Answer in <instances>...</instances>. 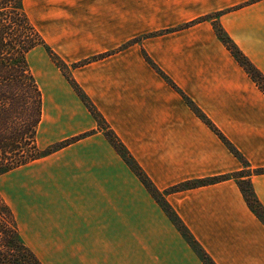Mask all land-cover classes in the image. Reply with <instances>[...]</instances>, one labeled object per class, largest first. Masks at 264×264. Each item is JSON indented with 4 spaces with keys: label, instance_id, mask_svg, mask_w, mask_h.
<instances>
[{
    "label": "crops",
    "instance_id": "1",
    "mask_svg": "<svg viewBox=\"0 0 264 264\" xmlns=\"http://www.w3.org/2000/svg\"><path fill=\"white\" fill-rule=\"evenodd\" d=\"M37 9L32 24L158 191L230 177L165 197L214 263L264 264V224L231 178L246 166L144 58L236 148L264 208V173H255L264 170V93L213 26L264 76V0H40ZM43 66L40 83L32 70L43 98L38 146L90 133L15 171L40 194L57 188L47 199L59 206L38 227L53 237L49 251L69 253L63 264H203L50 57Z\"/></svg>",
    "mask_w": 264,
    "mask_h": 264
},
{
    "label": "trees",
    "instance_id": "2",
    "mask_svg": "<svg viewBox=\"0 0 264 264\" xmlns=\"http://www.w3.org/2000/svg\"><path fill=\"white\" fill-rule=\"evenodd\" d=\"M23 2L24 0H0V178L52 155L90 135L88 133L58 143L46 152L38 149L37 135L43 114V98L30 67L28 57L36 48L43 47L52 62L62 71L86 109L93 116L99 130L103 131L106 139L162 208L190 248L203 264H215L167 203L165 197L168 194L212 185L227 180L230 177L189 181L172 187L163 193L158 191L119 138L110 129L94 104L73 80L68 66L47 46L26 14ZM212 19V16H208L187 26L189 27ZM213 26L218 38L264 93V76L234 45L218 21H214ZM100 58L102 56L96 57L92 61ZM144 58L170 86L182 95L188 106L222 140L230 152L236 158L243 161L246 171L233 175L231 178L237 181L250 210L264 224V208L256 198L250 180L252 172L240 153L145 53ZM89 62L91 60L82 64H76L72 68H77ZM255 173L263 174L264 170L255 171ZM0 264H42L33 251L23 243L15 214L1 195Z\"/></svg>",
    "mask_w": 264,
    "mask_h": 264
},
{
    "label": "rangeland",
    "instance_id": "3",
    "mask_svg": "<svg viewBox=\"0 0 264 264\" xmlns=\"http://www.w3.org/2000/svg\"><path fill=\"white\" fill-rule=\"evenodd\" d=\"M39 2L40 0H24L23 7L29 19L32 18L34 20L33 17L37 14V4ZM170 31L174 30L159 31L148 35V37L170 34ZM140 41L141 39H136L131 44L140 43ZM48 59L49 57L46 51L41 48L32 52L28 57L30 67L38 83L42 82L45 78L46 72L43 65ZM39 146L38 149L42 152H46L53 147L51 145L44 147L40 144ZM25 171H28V168ZM18 173L14 172L0 178V195L15 214L22 241L33 251L42 264H63V256L69 253H65L62 250L49 251L52 246L48 243L53 237H49L46 234H38V227L40 225L45 226L48 215H50L55 207L59 206L54 199L51 202L47 199L48 192L50 191L51 195H53L54 190H57V188L52 189L46 187L44 192L40 194L37 191V185L35 183L32 181L27 183L29 178L28 172Z\"/></svg>",
    "mask_w": 264,
    "mask_h": 264
},
{
    "label": "bare ground",
    "instance_id": "4",
    "mask_svg": "<svg viewBox=\"0 0 264 264\" xmlns=\"http://www.w3.org/2000/svg\"><path fill=\"white\" fill-rule=\"evenodd\" d=\"M45 85H46V84H45ZM45 88H46V87H45ZM46 98H47V97H46ZM46 116H47L46 118H48V117H49V114H48V112H47V115H46ZM46 118H45V119H46Z\"/></svg>",
    "mask_w": 264,
    "mask_h": 264
}]
</instances>
